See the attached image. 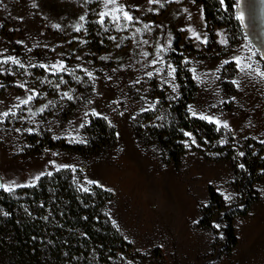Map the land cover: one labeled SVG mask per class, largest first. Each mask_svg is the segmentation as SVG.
Returning <instances> with one entry per match:
<instances>
[{"label":"rangeland","instance_id":"rangeland-1","mask_svg":"<svg viewBox=\"0 0 264 264\" xmlns=\"http://www.w3.org/2000/svg\"><path fill=\"white\" fill-rule=\"evenodd\" d=\"M119 5L136 19L131 23L121 19L120 30L108 17L104 24L98 23V29L107 32L97 50L84 28L99 20V12ZM232 13L236 25L213 26V40L208 41L209 28L197 0L153 4L117 0V5L107 8L104 0H0V60L11 56L20 62L0 64V113H16L10 112L0 122V184L12 188L32 184L41 173L67 165L78 186L94 184L111 191L106 213L131 244L139 264H264V182L255 184L259 200L232 220L237 242L229 252L219 253L213 244L225 243L220 213L212 219L213 226L219 225L214 226L216 234L198 220L209 201V185L226 204L238 201L230 162L190 133L183 139L185 152L173 163L157 148L138 141L131 127L138 112L154 106L157 94L167 100L182 92L175 73L168 75V65L176 67L172 53L177 51L196 85L186 103L187 112L192 115L191 106L198 118L206 115L226 121L229 127L221 124L218 142L228 138L239 142L246 136L264 139V80L254 72L245 75L232 59L241 56L253 69L264 70V0H235ZM82 15L84 21L79 20ZM55 24L60 28H54ZM77 24H83L80 31L75 30ZM176 32L181 38L178 47ZM221 37L227 44L220 43ZM158 47L164 50L158 53ZM252 52L257 54L248 61ZM154 59L162 62L152 65ZM61 61L66 71L55 75L39 67ZM81 69L92 72L93 78ZM156 69L161 71L157 74ZM147 72L154 75L149 77ZM232 81H239V86ZM21 83L24 88L18 86ZM32 90L39 95L28 105L15 107L16 98L26 99ZM65 92L73 99L61 98ZM46 104L48 108L39 112ZM93 109L114 125L115 142L98 154L61 147L60 142L85 141L80 125L94 116ZM43 133L56 139V145L36 150Z\"/></svg>","mask_w":264,"mask_h":264},{"label":"trees","instance_id":"trees-1","mask_svg":"<svg viewBox=\"0 0 264 264\" xmlns=\"http://www.w3.org/2000/svg\"><path fill=\"white\" fill-rule=\"evenodd\" d=\"M197 1L202 3L209 28L208 41L213 40V26L236 25L232 13L235 0H224L223 4L220 0ZM94 25H97L95 29ZM98 25L94 20V24L84 28L91 36V46L97 50L102 47L98 42L100 37L103 39L107 32V29L99 30ZM177 42H181L178 32L174 36L178 47ZM188 46L190 51L195 50ZM172 59L182 92L177 98L167 100L157 94L158 103L133 117L132 131L138 141L157 148L173 163H178L186 150L183 139L187 132L206 149L215 150L217 157L230 162L238 201L226 204L221 194L209 185V201L202 206L198 220V224L212 228L216 234L212 219L220 213L224 222L221 239L225 243H214L213 247L219 253H227L237 242L233 218L244 215L259 200L255 184L264 182V139L246 136L238 142L228 138L229 135L225 142H218L220 127L218 130L212 122L187 112L186 103L196 85L179 52L174 51ZM82 129L84 142H60L59 145L68 150L98 154L115 142V127L102 115L90 117ZM44 145L54 146L56 139L43 133L34 147L39 150ZM49 172L40 175L34 183L16 186L12 191L0 188V264H139L134 260L131 244L106 213L111 191L94 184L84 187L88 191H83L74 182L68 167Z\"/></svg>","mask_w":264,"mask_h":264},{"label":"snow or ice","instance_id":"snow-or-ice-1","mask_svg":"<svg viewBox=\"0 0 264 264\" xmlns=\"http://www.w3.org/2000/svg\"><path fill=\"white\" fill-rule=\"evenodd\" d=\"M148 2L150 4L159 3V0H148ZM220 2H221V4H223L224 0H220ZM104 4H105L106 8H107L108 5H117V0H104ZM162 6L163 5H161V7ZM185 11H187V10L185 9ZM98 15H99V20L97 21V23L104 24L105 18L108 17L111 21H114L116 23L117 30H120V28H121V24H120L121 19H123L124 21H127L128 23H131L134 19H136L135 17H133L129 13V11L125 10L123 5L112 7L110 9H108L107 11H101V12L98 13ZM237 19L243 20V16L242 15H238ZM79 20L80 21H84L85 20V16H83V15L80 16ZM53 27L54 28H60V25L59 24H55V25H53ZM123 27L126 28L127 24L123 25ZM144 27H145V29H147V28H149V25L146 24V25H144ZM82 28H83V24H77L75 26V30L76 31H80ZM189 31H192V30L189 29ZM136 32H140V29H136ZM192 34H193V36H196L197 39H200V37L197 35L196 32L193 31ZM110 39H115V37H110ZM203 42H207L206 39ZM142 43L146 44L148 42L147 41H142ZM170 43L171 42L169 41V46H170ZM220 43L221 44H227V40L225 38L221 37ZM117 47H120V45L118 44ZM163 50L164 49L162 47H158L157 48V52L158 53L163 51ZM256 54H257L256 52H252V54L247 57V60L251 61L252 57L255 56ZM142 55L147 57L149 55V53L143 52ZM101 59H107V57H101ZM232 59L235 61L236 65H237V68H239L240 71L242 73H244L245 75H252V73L254 72L255 76L259 77L261 80H264V70H261L260 68L253 69L252 64L251 63H247V62H243V58L241 56H234ZM261 59H264V53L261 54ZM9 61H11L13 64H19L20 63L16 58L9 56V57L4 58L3 60H0V64L7 63ZM161 62L162 61L159 60V59H154V60L151 61V64L155 65V64L161 63ZM228 62L229 61L225 60L223 63L226 64ZM33 66L35 67L36 65H33ZM39 67L44 68L45 70L52 71V73L54 75L56 73H58V72L66 71L65 66H64L62 61L58 62V63H55V64H52L50 66L41 64V65H39ZM168 68H169L168 75L169 76H174V73H175L176 69L173 68L171 64L168 65ZM81 70L84 71L86 73V75L90 79L93 78V73L92 72L88 71L87 69H81ZM249 70H251V71H249ZM160 71H161V69H156V73L157 74ZM193 72L195 73V70H193ZM146 75L149 76V77H152L154 75V73L153 72H147ZM194 78L198 79L199 77L194 75ZM76 79L79 81L80 78L76 77ZM136 82L139 83V80H137ZM165 82L167 83V81H165ZM49 83H51V82L49 81ZM60 83H64L62 77H61ZM232 83L236 84L237 86H239V81H232ZM18 86L21 87V88H24L25 84L21 83V84H18ZM59 86H60L59 84L56 85L57 88H59ZM0 87H2V85H0ZM173 91H175V87H173ZM37 95H39V94L37 92H35V90H32L31 94L28 95L26 99H21V98L17 97L16 99L19 101V103L17 105H15V107L19 108L20 105H28ZM61 98H67L68 100H72L73 99L72 95H70L68 92L63 93ZM52 103L53 102L49 101V104H52ZM157 103H158V101H157ZM49 104H46V105L42 106L38 111L39 112H43L46 108H48ZM150 107H152V106H150ZM148 110L149 109H142V111H148ZM189 110L192 112L193 116L197 115V113L194 110L191 109V106H189ZM10 112H11V115H13V116L16 115V113L12 112L11 110L2 112V113H0V122H2V119L4 117L9 116ZM91 114L94 115V116L100 115L94 109L92 110ZM121 114H123V113H121ZM36 115H37V112H31V116H36ZM85 115H88V113H85ZM200 118L208 120L209 122L216 123L217 126H218V130H219V127L221 126V124H222V127H224V128H228L229 127V125H228V123L226 121L221 122L218 119H214L211 116L200 115ZM105 119H107V118L105 117ZM80 127L83 128L84 125L81 124ZM27 131L31 132V131H33V129H27ZM185 135L190 136L191 134L190 133H185ZM76 142H82V141H76ZM194 142L195 141L193 140V143ZM221 142L223 143V141H221ZM262 143H264V141H262ZM53 155H55V153ZM241 155H242V153H241ZM59 167H69V166L61 165V166H58L57 170H59ZM241 167H242V165H241ZM41 175H43V173H41ZM48 175H51V173L49 172ZM35 179H39V177H36ZM88 183L91 184V183H94V182L93 181H88ZM17 186H19V185H17ZM0 188H4L6 191H12L13 190L12 187L6 186L4 184H0ZM83 191H88V189L84 188ZM225 199L228 200V199H231V197L230 196H225ZM214 226L219 228V225H214Z\"/></svg>","mask_w":264,"mask_h":264}]
</instances>
